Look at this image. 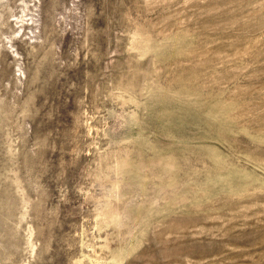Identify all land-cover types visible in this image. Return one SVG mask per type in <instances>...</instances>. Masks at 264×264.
<instances>
[{"label":"rangeland","instance_id":"obj_1","mask_svg":"<svg viewBox=\"0 0 264 264\" xmlns=\"http://www.w3.org/2000/svg\"><path fill=\"white\" fill-rule=\"evenodd\" d=\"M0 264H264V0H0Z\"/></svg>","mask_w":264,"mask_h":264}]
</instances>
